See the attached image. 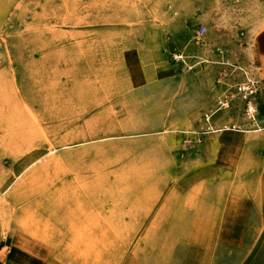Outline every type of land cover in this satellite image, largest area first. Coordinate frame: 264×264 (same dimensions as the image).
<instances>
[{"label":"rangeland","instance_id":"obj_1","mask_svg":"<svg viewBox=\"0 0 264 264\" xmlns=\"http://www.w3.org/2000/svg\"><path fill=\"white\" fill-rule=\"evenodd\" d=\"M0 264H264V0H0Z\"/></svg>","mask_w":264,"mask_h":264},{"label":"built area","instance_id":"obj_2","mask_svg":"<svg viewBox=\"0 0 264 264\" xmlns=\"http://www.w3.org/2000/svg\"><path fill=\"white\" fill-rule=\"evenodd\" d=\"M206 31V26L205 25H200L198 27V33L199 34H203ZM253 87H254V83L252 81H246L244 83H240V85H238V90L242 93L245 94V98H248L250 96V94L253 92ZM251 101H248V107H247V114L249 117H254V115H249V103ZM255 111H253L254 113Z\"/></svg>","mask_w":264,"mask_h":264},{"label":"bare ground","instance_id":"obj_3","mask_svg":"<svg viewBox=\"0 0 264 264\" xmlns=\"http://www.w3.org/2000/svg\"><path fill=\"white\" fill-rule=\"evenodd\" d=\"M254 111V106L251 105V107H249V112H253Z\"/></svg>","mask_w":264,"mask_h":264}]
</instances>
